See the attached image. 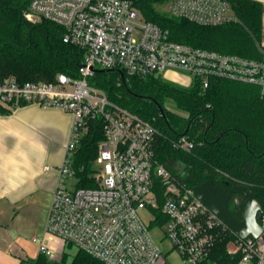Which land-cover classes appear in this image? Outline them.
<instances>
[{"label":"built area","instance_id":"built-area-1","mask_svg":"<svg viewBox=\"0 0 264 264\" xmlns=\"http://www.w3.org/2000/svg\"><path fill=\"white\" fill-rule=\"evenodd\" d=\"M170 14L203 27L240 21L226 0H173ZM23 15L34 25L48 21L60 26L64 43L84 53L78 78L59 74L54 83L25 84L14 77L0 80L2 106L13 110L38 104L73 116L45 225V234L60 248L34 237L39 254L60 262L63 247L70 245L103 264H168L166 256L171 252L187 264L206 260L232 231L195 196L193 188L178 182L156 161L154 126L109 102L89 80L98 69H120L142 78H162L163 72L171 70L189 75L204 89L212 80H227L257 86L264 96V49H260V59H251L170 41L162 28L141 16L131 0H32ZM96 118L103 120L104 140L96 160L95 185L70 190L65 184L75 175V151L89 133V121ZM172 145L183 152L195 147L187 136ZM157 182L164 185L161 205L155 192ZM157 209L164 219L161 224ZM143 212L151 216L148 223ZM261 223L264 227V217ZM155 229L163 231L168 252L153 235ZM228 250L242 255L238 264H264V235L259 239L237 237Z\"/></svg>","mask_w":264,"mask_h":264},{"label":"trees","instance_id":"trees-1","mask_svg":"<svg viewBox=\"0 0 264 264\" xmlns=\"http://www.w3.org/2000/svg\"><path fill=\"white\" fill-rule=\"evenodd\" d=\"M32 0H0V80L14 77L27 82L54 83L59 74L79 77L84 53L64 43V29L45 21L34 25L24 18ZM141 16L168 33V40L193 47L260 59L262 5L253 0H226L240 21L218 27H203L185 19L162 13L159 6L170 0H131ZM89 84L103 91L109 102L150 122L157 131L153 142L156 161L169 170L173 178L194 188L206 181L223 189L241 184L255 193L263 205L264 217V96L257 86L227 80H212L204 89L199 81L190 88L165 83L162 78L128 76L120 69L98 70ZM172 100L182 117L167 111L164 102ZM2 114H9L0 109ZM187 136L195 143L190 152L173 147V142ZM104 140L102 118L89 121V133L80 141L73 170L79 186L95 185L96 160ZM158 181V180H157ZM164 185L156 183L155 192L162 204ZM236 195L229 211L241 218ZM161 224L164 219L157 209ZM237 237L227 232L199 264H238L241 254H230L228 245ZM69 248V247H68ZM34 264H103L78 250L69 261L64 253L60 262L40 255Z\"/></svg>","mask_w":264,"mask_h":264},{"label":"crops","instance_id":"crops-1","mask_svg":"<svg viewBox=\"0 0 264 264\" xmlns=\"http://www.w3.org/2000/svg\"><path fill=\"white\" fill-rule=\"evenodd\" d=\"M253 1L263 8L260 50L264 49V0ZM0 109L10 112H0V264H34L40 256L34 237L60 248L45 234V225L73 116L38 104L13 110L0 105Z\"/></svg>","mask_w":264,"mask_h":264},{"label":"water","instance_id":"water-1","mask_svg":"<svg viewBox=\"0 0 264 264\" xmlns=\"http://www.w3.org/2000/svg\"><path fill=\"white\" fill-rule=\"evenodd\" d=\"M167 36L168 33L165 32V37ZM193 192L237 237L259 239L264 235V227L259 221V217L263 215V205L258 201L256 194L248 191L245 186L236 184L223 189L211 181H206L195 186ZM236 195L244 198L239 206L241 218L229 211L230 201Z\"/></svg>","mask_w":264,"mask_h":264},{"label":"rangeland","instance_id":"rangeland-1","mask_svg":"<svg viewBox=\"0 0 264 264\" xmlns=\"http://www.w3.org/2000/svg\"><path fill=\"white\" fill-rule=\"evenodd\" d=\"M172 1L173 0H170V1L166 2L165 4L159 6V10L162 13L167 14L171 17H172V15L170 14V5H171ZM98 70H101V69H98ZM161 77L165 83L170 84V85H174V86H178L181 88H190L194 84V81H195L194 78L190 77L187 74L177 72V71H171V70H167V71L163 72ZM164 106H165L167 111L178 114V115L185 117V118L188 117V114L182 110H179L177 108L176 104L172 100H166L164 102ZM65 185L68 189L75 190V189L80 187L79 186V179L76 177V175H73V176L68 178ZM142 216H143L144 221L147 223L151 220V216L145 212L142 213ZM153 235L156 237L157 241H159L158 243L161 246V248L165 252H168L170 249L169 248L170 245L168 242L163 240V235H164L163 231L160 229H155L153 231ZM161 240H163V241H161ZM34 247H35V245H34ZM63 248L65 249V252H67L69 254V261L72 259V257L78 251L75 247H72L70 245L64 246ZM166 257H167L166 260H167L168 264H187L182 260V258L176 252H171Z\"/></svg>","mask_w":264,"mask_h":264}]
</instances>
